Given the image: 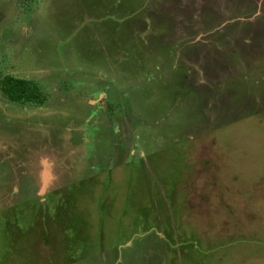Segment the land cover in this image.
Returning <instances> with one entry per match:
<instances>
[{
  "label": "rangeland",
  "instance_id": "1",
  "mask_svg": "<svg viewBox=\"0 0 264 264\" xmlns=\"http://www.w3.org/2000/svg\"><path fill=\"white\" fill-rule=\"evenodd\" d=\"M0 264H264V0H0Z\"/></svg>",
  "mask_w": 264,
  "mask_h": 264
},
{
  "label": "trees",
  "instance_id": "2",
  "mask_svg": "<svg viewBox=\"0 0 264 264\" xmlns=\"http://www.w3.org/2000/svg\"><path fill=\"white\" fill-rule=\"evenodd\" d=\"M1 90L9 98L10 101H30L40 102L41 94L34 86V83L22 79H14L5 77Z\"/></svg>",
  "mask_w": 264,
  "mask_h": 264
}]
</instances>
